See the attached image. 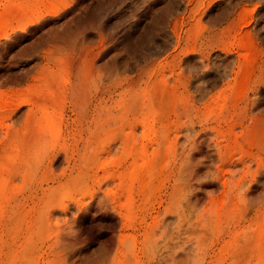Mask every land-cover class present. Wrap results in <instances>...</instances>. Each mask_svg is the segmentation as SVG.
Returning a JSON list of instances; mask_svg holds the SVG:
<instances>
[{
    "label": "rangeland",
    "instance_id": "obj_1",
    "mask_svg": "<svg viewBox=\"0 0 264 264\" xmlns=\"http://www.w3.org/2000/svg\"><path fill=\"white\" fill-rule=\"evenodd\" d=\"M173 1L0 0V264H264V0H179L178 16ZM74 68L90 89L78 108ZM102 86L109 112L136 92L137 128L123 152H102L113 135L94 145L38 217L65 168L53 151Z\"/></svg>",
    "mask_w": 264,
    "mask_h": 264
},
{
    "label": "bare ground",
    "instance_id": "obj_2",
    "mask_svg": "<svg viewBox=\"0 0 264 264\" xmlns=\"http://www.w3.org/2000/svg\"><path fill=\"white\" fill-rule=\"evenodd\" d=\"M180 4L181 3H180L179 0L178 1L177 0H174L172 3H169L168 9H167L168 15L169 14H173V16H175V14L178 13V9L180 7ZM164 13H165V11H164ZM166 21H168V19ZM157 22H159V21H157ZM158 28H160V27H158ZM81 41H82V44H83V53H84V52H86L84 49H87V47H88V45L86 46V48L84 47L85 46V43H86V37H82L79 42H81ZM101 43H100V45L103 44V43L102 44ZM260 43L263 45L261 51L264 53V37H261L260 38ZM89 46H90V44H89ZM224 46H226V45H224ZM74 47H76V46H74ZM80 51L81 50H79V53H80ZM226 52H228V50H226ZM97 54L95 53L94 54V57ZM236 56H237L238 60L241 58V54H239L238 52H236ZM76 57H77L76 58V61H78V59H79L80 62H81L80 64H82V63L84 64L86 62V58H82V55L81 54L78 55V56H76ZM73 59H74V57H73ZM72 62H73V60H72ZM76 63H78V62H76ZM239 65L240 64H238V68H239ZM75 66H76V64H75ZM92 66H93V64H92ZM132 66H133L132 63L128 62L127 60H124L123 61V67H130L131 68ZM70 69H71V67H70ZM86 72L87 71H77V68L76 69L75 68L72 69L71 75L74 76L75 78H74V81H73L74 83L72 84V86L70 88V95H71V100H72L73 104L76 106V108H78V106L80 105L79 103L82 102V100L85 97L88 96V93H89V90H90L89 87H88V84H87V78L85 76V73ZM92 72H93V69H92ZM104 72H105V70H104ZM107 72H109V70H106V73H105L106 75L108 74ZM142 72H145L146 73V70L143 69ZM93 73H95V72H93ZM114 73H115V71H114ZM235 75H236L235 79H238V72H235ZM115 77H114V79H115ZM101 78H103V77H101ZM112 78H113V76H112ZM114 79H112V80H114ZM91 80H93V79L91 78ZM189 82H190V84L194 88L197 89L196 94L198 92L200 97L206 96V94H207L208 91L211 92L210 90L203 89L202 88L203 85L200 86V83L197 80H192V81L189 80ZM203 82L204 81H202V83ZM212 82H213V80H212ZM263 84H264V76H259L256 79V85H257L256 87L260 88L261 86H263ZM212 86H213V84H212ZM122 88H123V86H122ZM106 92H108V91H106L105 88H103V86H102L101 89L99 88V94H98V96L97 97L94 96L92 99H90V101H88L86 103V105L83 108L84 113H82L81 117H79V118H77L75 120L76 121V124H74V125H75V131H76V133L78 135V138L77 137L76 138L74 137L75 139L71 143L69 142L70 144H63V145L59 146L58 149H56L55 151H53V155L51 156L50 162L57 161L62 156L63 157V162L65 164V168H63L60 171L59 174H53V176H52V184L51 185H48L41 192L40 196L37 197L36 203H33L32 204V206H33L32 207V210H33L34 214L37 215V213L39 211L41 212V208L43 206L49 205V202L52 201L53 196L56 195L57 192H59V187L61 186V182L63 180H66V181H69V182H78L80 179H82L86 175V171H87L86 170V167L89 165V162H90L89 158H91V156L93 155L92 153L94 151V145H96V144L99 145V143L101 142V140L107 138L109 135H113L112 142L109 143V144H107L103 148V150H102V152L104 154H106L107 156H109L110 154L115 153L117 151L118 152L119 151L120 152H123L126 149V147L128 146L129 139L127 137H124V136L121 135V130L125 126H129L133 131L136 130V128H137V121H136L137 120L136 119V114H137V98L135 96L136 95L135 94L136 92H134L131 89H127V90L124 89V91L121 92V95L122 96H120V98H118V99H116V100L113 101V103L117 106L115 112L104 111V107L102 106V101H99L98 100L99 99L98 97L101 96V95H103V94H105ZM254 96H256V95H254ZM66 97H67V94H66ZM94 99H96L97 102L94 105H92L93 104L92 102H93ZM20 105H22V106H30V102L28 100H23V101H21V104ZM28 110L31 111V109H28ZM91 111L93 112V117H92V120L89 121L88 120V115L91 113ZM63 125L65 126V124H63ZM65 128H66V126H65ZM58 131H60V130H58ZM67 131H68V129H67ZM87 133H91V134L94 133V137H93L92 141H90V142L88 141V139H84L83 138V137H85L84 135L87 134ZM66 143H68V142L66 141ZM130 145H131V147H129L130 150H133V147H134L133 142ZM48 166H49V164H48ZM114 172H116V171H114ZM115 175L117 176L118 180L121 182V176L119 174H117V173ZM130 176H131V181H133L132 173H130ZM131 186L133 187L132 184H131ZM71 192H72V190H71ZM69 194H71V193H69ZM69 194H68V196H69ZM96 197H97V199L99 198L100 202H96L95 203V207H98L100 209H105V210H108L110 208L111 205L109 204V201H107L108 200L107 199L108 198L107 194H104V195L97 194ZM100 197H102V198H100ZM114 199L115 198L113 197L112 200H114ZM55 201L56 200H54L53 203ZM71 207H73V204H66V205L62 206V210H69ZM52 213L53 212H49V214H52ZM17 214L19 216V222L22 221L21 215L19 213H17ZM37 216L39 217V215H37ZM81 217H82V215H81Z\"/></svg>",
    "mask_w": 264,
    "mask_h": 264
}]
</instances>
